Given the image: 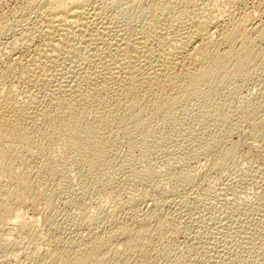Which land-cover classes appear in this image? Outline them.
<instances>
[{"label": "bare ground", "instance_id": "bare-ground-1", "mask_svg": "<svg viewBox=\"0 0 264 264\" xmlns=\"http://www.w3.org/2000/svg\"><path fill=\"white\" fill-rule=\"evenodd\" d=\"M121 1L128 5L118 13L98 0H0V50L5 55L0 64V243L13 254L0 256V264H100L107 259L147 264L152 252L169 256L174 243L164 229L179 213L171 208L175 201L168 204L175 212L163 213L164 205L158 204L155 214L123 199L122 212L100 226L91 214L83 215L84 235L73 228L80 220L70 217L61 230L45 218L43 232L27 207L31 201L39 220L45 209L54 208L58 186L49 180L65 160L60 149L76 163L81 180L105 184L102 172L111 142L132 151L157 140L153 132L161 121L193 102L205 111L213 109L220 83L264 61L256 47L264 40V0H225V8L215 13L206 0ZM136 13L148 22L138 28L121 22V16ZM8 31L17 36L1 41ZM258 106L242 116L254 134ZM232 126L226 121L219 132H209L218 141H229L209 144L214 167L236 154L243 142L230 139ZM128 160L127 177L136 181L139 171ZM195 179L186 174L180 180L191 185ZM40 201L45 209H37Z\"/></svg>", "mask_w": 264, "mask_h": 264}, {"label": "rangeland", "instance_id": "rangeland-1", "mask_svg": "<svg viewBox=\"0 0 264 264\" xmlns=\"http://www.w3.org/2000/svg\"><path fill=\"white\" fill-rule=\"evenodd\" d=\"M223 1L225 0H219V2L214 0V3L213 0H206L207 5H209L207 8L210 10L215 8L216 10L212 9L215 13L217 10L225 8ZM98 2H101V4L103 2L106 5L110 3L115 12L118 13L128 5L121 0H98ZM211 4L212 8H210ZM205 12L209 11L204 10ZM143 13L127 14L128 16L124 15L127 18L121 16L120 20L123 23L126 22L129 26L134 25L133 27L138 28L143 25V22L144 24L148 22L147 16ZM14 34L17 36L14 32H6L1 41L11 40ZM251 34L255 35V33ZM256 47L264 52V40L257 41ZM2 51L1 49L0 64L1 59L5 58ZM213 99L216 105L211 110L205 111L199 107L198 102L195 104L193 102L192 105L179 110L167 122L161 121L153 132L155 137L158 136L159 138L143 142L132 151L129 150L127 144L117 143L115 145L116 141L111 142L113 146H110L111 149L109 148L108 154L106 153L105 156H107L104 158L107 165H103L104 170L102 173L104 174L106 170L103 177L110 180L108 182L106 179L105 184L100 182L93 185L92 183L89 184L90 182L87 183L88 181L81 180L76 163L69 159L67 152L61 155L63 153L60 149L59 154L63 157L62 160L65 159V162H60L62 165L59 164L57 166L59 169L56 170L60 171L58 173L55 171L53 178L50 177V180L48 176L44 178V180L47 179L46 181L53 180V187L58 186L55 189L56 195L53 198L54 208L52 210L45 209L44 201H40L37 209L39 210L40 206V209L45 210L43 211V217L40 216L39 220L37 210L32 209L30 201V203L27 202V206L29 203L27 215L31 217L32 212L36 215L32 214L38 219L37 227L40 230L43 229V232L45 218L51 220L58 230L68 227V221L72 219L75 222L80 220L75 223V226L78 225L77 228L74 225L73 228L81 233L85 232L84 235L88 232V229L81 223V221L83 222L81 220L83 215L91 214L92 218H95V224L100 226L109 217L122 212L120 205H123V202L128 198H130L129 202L139 205V209L148 207L149 209L145 210L151 209L155 214L160 212V209H156L155 205H164V208H162L163 213L170 214L175 209L179 211V213H177V210L174 211L175 213L173 212L176 215L175 220L171 224L168 223L169 225L167 224L168 226L164 229L169 241L174 243H172V252L170 251L169 256H159L152 252L148 257L149 262L147 261V264H264V61L252 63L248 65L246 74L234 75L220 83ZM253 105H259L257 113L254 115V119L260 122L255 134L249 131L250 125L242 120V116L247 114ZM225 120L230 122L231 126L234 123L235 128L239 127L235 129L232 126L233 133L231 131L230 139L237 141L241 137L239 141L243 142L240 143L241 145L236 154L223 161L220 166L214 167L212 164L213 150L208 149L209 144L219 142L222 145H228L229 141H218L209 132H219L226 122ZM201 148L203 151L205 148L211 151L201 152ZM57 152H53L54 155ZM218 152H222V147L218 149ZM128 153L133 158L130 156L128 158ZM60 156H58L59 159ZM127 160L132 165L134 164L133 166H137L135 168L138 169L140 177L136 181L132 179L131 181L127 177L126 165L129 164L126 162ZM125 163L126 165H124ZM107 174H111L109 176L112 178L108 177ZM186 174L195 175L196 179L191 185L180 180ZM85 183L87 184L85 185ZM106 183L109 185L106 186ZM101 185L108 191L103 187L100 190ZM154 191H157L156 198L153 195ZM159 191H161V195H159ZM155 192L154 194H156ZM158 195L162 198L163 202L160 199L162 204L158 201L159 199L157 200ZM165 195L168 198L172 197L170 198L171 203H168L170 202L168 198H164ZM152 201L153 205L147 206L148 202ZM165 202L166 204H163ZM98 204L99 206L103 205L102 208ZM168 204L170 207L172 204L175 205L171 207L174 210H171ZM119 208H121L120 211ZM97 209L100 211L98 212ZM166 209L167 211H165ZM151 210L150 212H152ZM121 215L130 216L129 213ZM69 217L71 220H68ZM62 223L66 226L63 227ZM79 225L82 229L79 228ZM70 226H72L71 222ZM151 232L154 234L155 230L152 228ZM2 237L3 235H0V240ZM0 244V256L4 255L3 257L9 259L12 254L10 249H2V243ZM32 246L33 244L28 245L27 248L30 249ZM39 246L42 249L40 250L43 251L44 246L41 244ZM119 246L117 245L118 250L120 249ZM173 247H175V250ZM107 260L100 264H115L114 259Z\"/></svg>", "mask_w": 264, "mask_h": 264}]
</instances>
